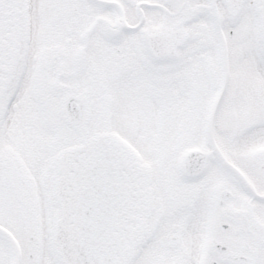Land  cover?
I'll list each match as a JSON object with an SVG mask.
<instances>
[{
  "label": "snow or ice",
  "instance_id": "1",
  "mask_svg": "<svg viewBox=\"0 0 264 264\" xmlns=\"http://www.w3.org/2000/svg\"><path fill=\"white\" fill-rule=\"evenodd\" d=\"M0 264H264V0H0Z\"/></svg>",
  "mask_w": 264,
  "mask_h": 264
}]
</instances>
